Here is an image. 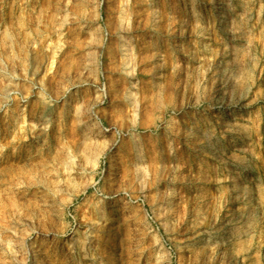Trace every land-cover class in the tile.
Wrapping results in <instances>:
<instances>
[{"label": "rangeland", "instance_id": "obj_1", "mask_svg": "<svg viewBox=\"0 0 264 264\" xmlns=\"http://www.w3.org/2000/svg\"><path fill=\"white\" fill-rule=\"evenodd\" d=\"M0 264H264V0H0Z\"/></svg>", "mask_w": 264, "mask_h": 264}]
</instances>
